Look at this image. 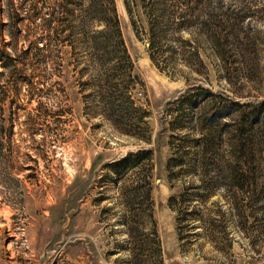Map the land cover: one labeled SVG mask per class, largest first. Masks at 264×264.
Masks as SVG:
<instances>
[{
    "label": "rangeland",
    "instance_id": "1",
    "mask_svg": "<svg viewBox=\"0 0 264 264\" xmlns=\"http://www.w3.org/2000/svg\"><path fill=\"white\" fill-rule=\"evenodd\" d=\"M199 90L264 100V0H0V264H264V121L232 186Z\"/></svg>",
    "mask_w": 264,
    "mask_h": 264
},
{
    "label": "trees",
    "instance_id": "2",
    "mask_svg": "<svg viewBox=\"0 0 264 264\" xmlns=\"http://www.w3.org/2000/svg\"><path fill=\"white\" fill-rule=\"evenodd\" d=\"M186 1V0H185ZM189 1V0H187ZM107 23L115 26L119 39L121 38V32L119 27V20L117 16L106 20ZM208 26L211 27L210 22ZM217 35V34H216ZM219 38L218 36H216ZM124 43L123 39L119 41ZM127 57L128 54L124 49ZM197 105L210 106L209 112H203L200 116V121L204 125V129H209L212 124H222L224 129L228 132L227 142V155L224 160V173L227 180L230 181L232 186L237 188H248L254 182H256L257 168L255 166V154L252 147V124L257 123L260 120L264 121V100L257 104H245L239 100H234L228 96L221 94H215L210 90H199L190 95L191 99H195ZM229 118V119H228ZM213 127V126H211ZM203 135H207L205 132ZM204 136L205 145L208 144V138ZM151 154L150 149H144L137 152H130L128 155L120 159L115 163V169L118 172H126L127 170L139 165L142 161L148 158ZM145 187L144 198L147 199V207L143 209L147 211V214L151 217V222L155 224L153 218V211L151 205V181L149 178H145L143 183H139L136 188L140 189ZM144 200V199H143ZM142 205V203H141ZM139 205V206H141ZM159 244V240L157 241ZM158 246V251H159Z\"/></svg>",
    "mask_w": 264,
    "mask_h": 264
}]
</instances>
